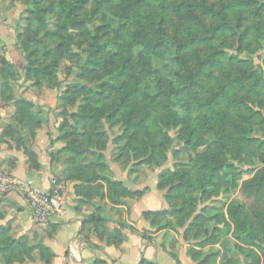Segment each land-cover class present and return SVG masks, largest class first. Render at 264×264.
Instances as JSON below:
<instances>
[{
  "label": "trees",
  "instance_id": "16d2710c",
  "mask_svg": "<svg viewBox=\"0 0 264 264\" xmlns=\"http://www.w3.org/2000/svg\"><path fill=\"white\" fill-rule=\"evenodd\" d=\"M47 1L45 6L29 3L36 26L21 45L28 62L24 73L5 56L0 59V108L11 101L16 124L39 129L44 121L40 112L27 98L17 99L12 82L19 86L23 76L47 77L51 65L45 62L52 59L59 66L76 43L73 32H81V45H87L81 67L87 83L62 93L59 100L73 102L79 93L83 101L64 116L52 139L64 144L61 154H69L63 159L65 180L74 182L76 194L86 201L95 193V183L97 193L106 197V184L113 206H130L150 193V186L130 189L109 175L106 152L112 128L119 125L116 141L125 142L118 154L122 162L159 169L155 189L167 208L142 212L154 233L183 230L192 261L216 264L221 251L215 248L227 235L219 226H233L241 255L259 261L253 248L264 255V138L250 135L255 124L264 125V109L256 103L261 67L255 62L264 49V0H239L237 8L223 9L208 0ZM56 8L65 40L57 45L61 55L47 52L40 59L36 51L44 45L45 15ZM246 10L253 12L248 28L251 15H244ZM236 13L238 20L233 19ZM251 28L257 41L248 47ZM228 35L235 45L224 44ZM176 144L189 153L187 161L175 160ZM256 156L261 157L259 165ZM50 157L52 163L58 161L55 153ZM170 162L172 168H166ZM238 188L245 201L230 200L229 192ZM218 198L227 204L226 212L209 207ZM6 218L0 201V264H53L50 247L40 242L31 246L26 236L12 237L16 227ZM99 221L98 215L85 218V232L88 224ZM47 225L55 229L52 222ZM139 264L156 263L143 259Z\"/></svg>",
  "mask_w": 264,
  "mask_h": 264
},
{
  "label": "rangeland",
  "instance_id": "374dc122",
  "mask_svg": "<svg viewBox=\"0 0 264 264\" xmlns=\"http://www.w3.org/2000/svg\"><path fill=\"white\" fill-rule=\"evenodd\" d=\"M29 3L38 4L39 6H45L49 2L47 0H0V59L3 56H5L12 64H14L21 71V73H24V70L28 65L27 59L23 54L21 45L27 37L28 38L32 37L34 27L36 26L35 21L32 20L31 18V13L28 12L29 11L28 8L30 7ZM208 3L213 8L215 7L216 9H223L227 6L229 7L232 6L237 8L239 0H208ZM60 14H61L60 8H56L54 12L45 15L46 27L44 28L43 32H41L40 34V37H42V39L44 40V45L36 51V54L37 56H39L40 59H42L44 54L47 52L54 53V55L55 54L61 55L60 51H58L57 49V45L59 43H64L65 40L63 39L64 32L61 30L62 17H60ZM252 14H253L252 10H246L244 12V15H251V20L247 24H245L246 28L250 27L249 25L253 20ZM238 18H239V14L237 13L233 14L234 20H238ZM203 19H205V21H207V23L209 24L208 19L206 18ZM262 25L264 26V23ZM93 28L94 25L88 26V29H93ZM255 32H256L255 28H251V30L249 31V35L246 40L247 42L245 43L246 45H248V47H252L253 42L257 41L256 39L257 36L254 37ZM73 34L75 35L76 43L71 47L70 52H67L68 54H66V56L59 59L60 60L59 66H54L52 59L45 62L48 65H51L50 66L51 71L47 77L39 75V76H34L29 80H26L25 76H23V78H21L22 80H20L21 82L19 83V86L16 85L14 82H12L15 96L17 97V99L22 96L25 97L27 94L30 95V97L32 96L33 99L36 101V103H34L35 110L40 112V115L44 120L41 127L39 129H36V131L34 132L32 131L31 128L19 127L18 124H16V122L14 121L16 108L14 103H12L11 101L8 102L7 107L0 108V121L2 122L1 123L2 132L0 135V139L2 141L6 139L8 140L10 139L12 141V144L10 143L12 147H14L15 149L21 148L22 152L26 153L29 156V158L35 160L33 162L30 159L33 164L39 163L38 160L39 158L34 147L36 145L37 138L42 131H46L47 134L49 133L48 126H50V124L48 123V121L49 122L53 121V129H55L56 131V136H55L56 139L58 136V127L63 121L64 116H66L67 113H69L70 111H73L75 107L83 101V97L79 93L74 95V97H76L75 98L76 100H74L73 102H63L59 100V97L62 93H65L68 90L75 88L80 89L82 88V85H84V83H87L86 80L82 77L83 72L81 70V67L84 65L86 61L87 45H81L83 38L81 32L75 31L73 32ZM223 39H224V44L235 45L233 43L234 42L233 37L228 35ZM228 54L232 55L231 52H228ZM261 54H262L261 58L255 57V62L261 67V70L259 71L260 86L258 87L260 95L257 97L256 103L259 109L262 108L264 109V49L261 51ZM243 59L248 60L245 57ZM37 67H38V63H37ZM42 74H46V73H42ZM0 84H1V79H0ZM81 129L82 128H80V130ZM121 132L122 130L119 125L112 128L109 150L106 152V163L109 166V170H110L109 175L111 179L116 181H121L122 183L124 182L125 178L130 179V177H132L133 181L135 182L143 181L144 183L147 179L148 180L153 179L154 177L155 181H157V174L159 173V169H157V167L142 166L140 168H134L133 166H127L126 163L122 162V159H120L121 157H119L118 154L119 151L124 149L125 142L116 141L117 137L121 134ZM250 136H257L259 138H264V125L255 124L253 126ZM51 142L53 145L54 143L61 144L60 148L55 149L56 152L52 151L53 153H55L58 161H56L55 163L52 162L51 163L52 164L61 163L65 165L63 159L65 160L66 158H68L69 154H66L65 152L64 153L62 152L63 154H61L64 144L59 141L53 142V140H51ZM174 149L179 152L177 158L178 160L175 159L176 161L188 160L189 153L186 150H184L181 144H176V146H174ZM30 154H32V157L30 156ZM260 161H261L260 156H256L254 158V162L256 164L259 165L261 163ZM85 162L87 163V161ZM167 166L168 167L166 168H170V167L172 168L173 166L172 162L168 163ZM0 173H5L8 176H10L6 172H0ZM58 176L59 174H57V176H53L52 179ZM151 176L152 178H150ZM60 179L63 182L66 181L64 176L63 178ZM245 179H248V177L245 176ZM96 185L97 183L92 185V187H94V189L96 190L93 196H91V198L88 199L87 201L86 199L81 197L82 202L79 203L82 206L81 207L82 210H80L81 213L82 211H85L84 218L92 217L93 215L99 216V220H100L99 222H94L93 225L92 224L87 225V230L89 229L88 236H90V232H91L93 238L96 235H97L96 237L99 236L98 240L103 244H105L107 239L108 240L113 239L116 240L117 244L119 243L122 244L123 236L126 235L127 232L133 233L137 230L139 231L141 230V227L138 226L139 228L136 229L133 228L131 225L126 224L125 222L124 223L126 224V226L122 227L123 212L122 210H120V208H118L120 206H113L111 204L110 199L107 197L108 187L106 184L104 188V193L106 197H103L102 195H100V193H97L98 190L96 189ZM229 195L231 201H239V202L245 201V198L242 195L240 188L232 189L229 192ZM209 207L213 209H222L224 212H226L227 210V204L224 203V201L221 200L220 198L216 199L215 201H212L209 204ZM113 221L114 223L115 222L119 223V226L111 227ZM38 224L45 226L44 224H40V223ZM219 227L224 228L227 235L222 238L220 244L217 245L215 248L221 251L219 257L217 258L216 264H264V255L262 253V250H260L257 247L253 249L259 261H257L252 257H246L241 255L242 253L239 252L238 249H242V248L238 247L237 249V246H239V242H238L239 239L237 234H235V230L233 226L224 227V225H220ZM150 228L154 229L152 227ZM113 231L114 233L112 234ZM43 232L44 230L42 228H38L37 230L31 231L30 233L22 234L19 228H14L11 235L12 237L15 238L26 236L29 240V245L34 246L40 242L39 235H41V233ZM161 232H165V234L168 235L167 238L170 241L169 244L172 245L173 249L176 250V252H180L184 248V246H182V243H184V241L181 236L183 230L180 229L178 230L171 227ZM200 237L196 239L199 240ZM40 243L44 244V242H40ZM184 244L187 246V249L188 247L189 248L192 247L190 246V244H186V243ZM227 248L229 250L231 249V251H227L226 250ZM37 255L38 253H36V256Z\"/></svg>",
  "mask_w": 264,
  "mask_h": 264
},
{
  "label": "crops",
  "instance_id": "0c3cea01",
  "mask_svg": "<svg viewBox=\"0 0 264 264\" xmlns=\"http://www.w3.org/2000/svg\"><path fill=\"white\" fill-rule=\"evenodd\" d=\"M25 97L36 103L32 96L26 94ZM50 122L48 121L49 133L42 131L34 147L39 158L38 168L34 167L29 156L22 152L21 148L15 149L10 145L12 144L10 139L3 141L0 139V172H6L25 184L44 189H49L53 176L59 174L58 177L63 178L66 166L61 163H51L50 153L56 152L55 149L60 148L61 144H52L51 140L55 139L56 131L53 129V121ZM1 123L0 121V135ZM64 182L67 214L63 219L52 222L55 229L53 226H42L34 221L29 204L19 191L13 190L7 193L1 201V209L6 212L7 221H13L22 234L30 233L38 228L44 230L39 235V241L53 250V264H94L98 260L105 261L106 264H139L143 259L156 264H195L188 255L187 246L184 243H182L184 248L176 252L169 244L168 235L165 232L154 233L149 222L142 217L143 211L167 208L155 189L154 177L147 179L144 183L143 181L135 182L132 177L124 179L126 186L130 189L137 190L150 186L151 190L142 200L131 201L130 206L118 207L123 212L122 223L125 222L136 229L141 227V230H137L138 232H127L123 236L122 244H112L113 239H107L103 244L98 240L99 236L96 237V235L93 238L91 232L88 236V230L86 228L85 232L84 228L85 211L82 213L80 211L82 210L79 204L81 197L76 194L75 183ZM116 226H119V223L113 221L111 227Z\"/></svg>",
  "mask_w": 264,
  "mask_h": 264
},
{
  "label": "built area",
  "instance_id": "2783aa9c",
  "mask_svg": "<svg viewBox=\"0 0 264 264\" xmlns=\"http://www.w3.org/2000/svg\"><path fill=\"white\" fill-rule=\"evenodd\" d=\"M65 188V182L58 177L51 180L49 189H43L20 182L5 173H0V201L7 193L13 190L19 191L27 200L33 219L44 225L66 216Z\"/></svg>",
  "mask_w": 264,
  "mask_h": 264
}]
</instances>
